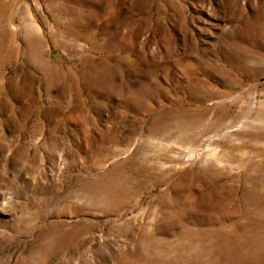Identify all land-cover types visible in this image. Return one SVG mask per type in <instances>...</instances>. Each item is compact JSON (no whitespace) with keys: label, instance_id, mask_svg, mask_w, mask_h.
Returning a JSON list of instances; mask_svg holds the SVG:
<instances>
[{"label":"rangeland","instance_id":"374dc122","mask_svg":"<svg viewBox=\"0 0 264 264\" xmlns=\"http://www.w3.org/2000/svg\"><path fill=\"white\" fill-rule=\"evenodd\" d=\"M0 264H264V0H0Z\"/></svg>","mask_w":264,"mask_h":264}]
</instances>
